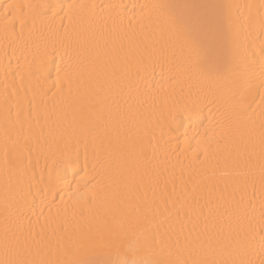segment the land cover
<instances>
[{
    "label": "bare ground",
    "instance_id": "6f19581e",
    "mask_svg": "<svg viewBox=\"0 0 264 264\" xmlns=\"http://www.w3.org/2000/svg\"><path fill=\"white\" fill-rule=\"evenodd\" d=\"M260 2L0 0V14L8 3L35 6L25 8L8 31L0 20V259L5 258L6 235L22 238L30 222L40 231L44 223L40 201L28 190L44 173L45 182L51 179L64 197L62 207L69 209L59 225H53L58 230L49 228L45 233L40 245L45 259L119 264L133 259L134 249L135 258L162 264H260L264 260V228L258 223L264 200V108L259 106V71L264 36L259 35L258 23L233 32L230 24L238 11L225 7ZM68 4L80 7L69 13ZM104 5H120L122 19ZM183 5L196 7L189 10ZM189 11L214 21L207 40L210 59L219 54L222 67L235 59L255 70L256 87L245 98L242 118L232 114L210 82L188 71L191 53L185 35L173 27L170 17ZM140 16L143 27L130 30L129 22L135 25ZM61 57L64 65L70 58L79 65L71 82L63 73L57 81ZM176 108L181 110L176 113ZM170 111L175 123L162 134L161 114L167 117ZM186 132L192 149L205 138L210 146L207 158L201 155L190 175L185 173L205 215L194 229L188 224L183 232L178 227L169 231L164 225L152 248L146 249L137 230L120 225L143 194L138 184L146 167L174 168L177 173L188 168L192 153L175 152L178 144L184 147ZM77 144L81 167L87 145L86 179L98 185L96 200L84 210L74 193L90 197L91 185L86 188L80 176L63 164L51 177L46 169V161L54 167L49 147L57 156H67ZM253 218L250 228L248 220ZM116 232L121 234L118 241L113 240Z\"/></svg>",
    "mask_w": 264,
    "mask_h": 264
},
{
    "label": "snow or ice",
    "instance_id": "6c2138e0",
    "mask_svg": "<svg viewBox=\"0 0 264 264\" xmlns=\"http://www.w3.org/2000/svg\"><path fill=\"white\" fill-rule=\"evenodd\" d=\"M34 5L12 4L8 3L3 6V14H0V20L3 21L5 31H8L9 25L14 24L15 20L23 16V10L25 8L31 9ZM41 7H47L43 5ZM80 7L74 4H68L67 9L69 13L74 8ZM147 7V6H142ZM155 8H163L164 5H154ZM171 7V6H169ZM185 9H193L196 6L183 5L180 6ZM228 8H237L238 15L235 22L230 24L233 32H243L245 26H251L253 23L259 25V35L264 36V0H261L259 5L251 3H244L241 5H228ZM105 9H112L117 19H122L119 13L120 5H104ZM52 19L55 20L53 14ZM69 23L72 22V16L68 15ZM171 23L174 28L182 32L185 35L186 44L191 58L188 62V71H196L202 77V79L210 82L214 91L219 94L220 98L224 100L230 107L232 114L237 117H243L246 113L245 98L250 91L256 87V73L251 65L241 66L235 59H233L228 65L222 67V58L219 54L214 59L209 58V46L207 44L208 37L210 36L214 21L210 18L201 16L191 11L184 14H180L174 17H170ZM23 23V20L21 19ZM64 28L63 25H61ZM134 27H143V16L136 18L135 25L130 21L128 28L133 30ZM57 28L56 31H59ZM67 31V28H64ZM217 29V39H218ZM261 60L259 71V87L262 90L260 93L261 108H264V41L261 44ZM63 65V66H62ZM57 81L60 80L61 74L65 80L71 82L79 73V65L70 62L64 65V59L61 57V64L56 67ZM191 103H197L192 101ZM185 108L188 107L186 103ZM181 109L176 108V113ZM37 124H39V114L37 116ZM160 123L162 124L161 132L163 134L164 129L171 130L172 125L175 123V113L170 111L167 117L161 114ZM264 128V124H262ZM190 139L185 133L183 145L181 147L177 145L175 152L177 154H185L187 152L192 153L193 159L190 160L187 169L180 168L179 173L173 168H145V172L140 178L138 189H143V194L139 198V202L132 209L131 213L127 214L124 223L120 225L121 228L125 225L130 229L137 230L143 237V247L151 249L157 238L161 233L159 229L164 225H168V230L171 231L178 227L180 232H183L184 228L188 224H191L193 229L196 227V221L205 215V208L199 204V196L195 188H189V181L185 180L186 171L191 173L192 165L200 160V156L203 155L205 159L210 151L209 142L207 138L204 140H197V148L192 149L190 146ZM262 143H264V133H262ZM49 158L52 159V165L49 167L46 161V169L49 176L58 169L61 164L67 166L74 175L80 176V179L84 181L85 187L88 188L91 185L90 197L81 194L77 191L74 193V200L79 206L80 210H84L91 206L97 198V184H93L91 180L86 179L88 176V155L87 145H84V164L81 167L80 164V145L77 144L75 148L67 155L57 156L56 152L49 147ZM147 162V158H145ZM31 163V161H29ZM95 170V168H93ZM83 173V175H81ZM146 178V182H145ZM32 179H35L33 176ZM94 179V178H93ZM79 185V181H77ZM151 193V195H149ZM28 195L38 198L40 201V216L44 217V223L40 224V218L37 217L36 223L40 224V231L36 232L34 227L31 226L26 231H22V238L13 236L11 239H5V258L0 259V264H62V262L55 261L53 259H45L42 257L44 251L40 245L44 241L45 233L49 228H52L53 232L58 230L53 228V225H59L60 217L66 215L69 211L67 206L64 205V197L60 195L58 190L51 179L45 182L44 173L41 174L39 181H36L35 185L29 184ZM59 198L60 203L57 204ZM261 215L259 218L260 227L264 228V200L261 201ZM56 209L55 215H53V209ZM45 209L48 215L45 216ZM209 214L211 208H208ZM246 218V217H245ZM254 223V218L248 220V225L251 228ZM23 229V226H20ZM155 228V231L153 229ZM120 233L113 234V240L118 241L120 239ZM264 246V241H262ZM35 250V251H34ZM134 258L131 260L124 259L119 264H162L161 261L149 260L142 258ZM34 257V258H33ZM195 264H201V262H195ZM264 264V260L260 262Z\"/></svg>",
    "mask_w": 264,
    "mask_h": 264
}]
</instances>
